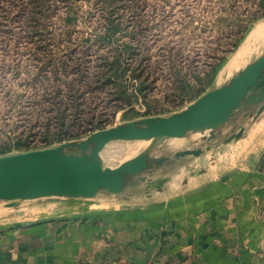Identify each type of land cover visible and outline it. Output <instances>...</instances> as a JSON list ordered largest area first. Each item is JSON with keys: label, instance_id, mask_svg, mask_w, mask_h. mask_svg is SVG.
Wrapping results in <instances>:
<instances>
[{"label": "rangeland", "instance_id": "374dc122", "mask_svg": "<svg viewBox=\"0 0 264 264\" xmlns=\"http://www.w3.org/2000/svg\"><path fill=\"white\" fill-rule=\"evenodd\" d=\"M110 22L119 31H109ZM258 23L264 24L263 0H0V156L77 143L130 118L184 109L205 93L200 81L209 64L223 59L216 74L226 84L264 56L263 36L242 66L222 74ZM256 108L236 111L214 139L188 132L175 144L162 141L151 156H168L175 167L173 154L180 150H224L229 130L236 132ZM147 145L113 141L100 156L115 168ZM152 170L153 177L170 173L159 165ZM129 181L142 186L138 176ZM66 199L0 200V230L36 221Z\"/></svg>", "mask_w": 264, "mask_h": 264}, {"label": "crops", "instance_id": "0c3cea01", "mask_svg": "<svg viewBox=\"0 0 264 264\" xmlns=\"http://www.w3.org/2000/svg\"><path fill=\"white\" fill-rule=\"evenodd\" d=\"M217 79L205 92L222 85ZM258 108L224 150L176 159L175 167L168 159L160 167L170 173L149 171L141 188L129 181L117 195L67 198L36 221L1 229L0 264H264Z\"/></svg>", "mask_w": 264, "mask_h": 264}, {"label": "water", "instance_id": "95a60500", "mask_svg": "<svg viewBox=\"0 0 264 264\" xmlns=\"http://www.w3.org/2000/svg\"><path fill=\"white\" fill-rule=\"evenodd\" d=\"M250 106H259L256 116L264 111V56L246 64L228 83L208 90L169 116L128 121L95 131L77 143L0 156V200L15 203L50 197L91 199L103 190L120 194L130 178L138 176L146 181L141 176L143 172L169 159L151 156L159 143L179 139L188 132L208 133V138L214 139L216 131L236 111ZM243 131L240 127L232 132L223 144L239 140ZM113 141H146L148 145L136 156L111 168L104 166L100 152ZM204 151L209 152L210 147ZM204 151L200 147L186 148L175 152L173 158L200 157Z\"/></svg>", "mask_w": 264, "mask_h": 264}, {"label": "bare ground", "instance_id": "6f19581e", "mask_svg": "<svg viewBox=\"0 0 264 264\" xmlns=\"http://www.w3.org/2000/svg\"><path fill=\"white\" fill-rule=\"evenodd\" d=\"M263 36H264V24L258 23L253 28H251L248 34L246 35L245 39L243 40V43L241 44L239 49L230 58L224 70H222L223 71L222 74L223 73L230 74L231 71H233L235 68L242 66L244 61L246 60V57L250 53V46L252 45V43L259 40ZM218 79H220V77ZM199 135L200 133H196V136H199ZM171 142L175 144L177 141L172 140Z\"/></svg>", "mask_w": 264, "mask_h": 264}, {"label": "trees", "instance_id": "16d2710c", "mask_svg": "<svg viewBox=\"0 0 264 264\" xmlns=\"http://www.w3.org/2000/svg\"><path fill=\"white\" fill-rule=\"evenodd\" d=\"M264 1V0H263ZM108 29H109V31H111V32H113V30H116V31H119V27L118 26H114L111 22H110V24L108 25ZM129 46L130 45H126V48L128 49L129 48ZM236 46H237V44H236ZM130 49V48H129ZM223 61V59L222 60H220V62H222ZM219 62V63H220ZM120 63V62H119ZM218 63V64H219ZM218 64H216V65H214V66H212V64H209V67H210V70L207 72V74L205 75V79H201V81H200V85L202 86V88H207L209 85H210V83L213 81V79H214V76H215V74H216V72H217V65ZM117 70L118 69H116V72H117ZM143 90V86H142V83L141 84H139L137 87H136V90L135 91H137L138 93H141V91ZM126 99H129V98H126ZM130 105V104H129ZM130 111V110H129ZM131 112V111H130Z\"/></svg>", "mask_w": 264, "mask_h": 264}]
</instances>
